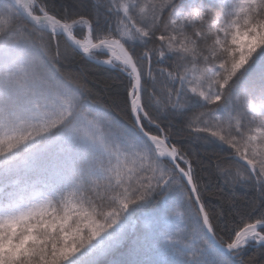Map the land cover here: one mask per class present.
Returning a JSON list of instances; mask_svg holds the SVG:
<instances>
[{
  "label": "snow or ice",
  "instance_id": "snow-or-ice-1",
  "mask_svg": "<svg viewBox=\"0 0 264 264\" xmlns=\"http://www.w3.org/2000/svg\"><path fill=\"white\" fill-rule=\"evenodd\" d=\"M251 249L264 0H0V264H261Z\"/></svg>",
  "mask_w": 264,
  "mask_h": 264
},
{
  "label": "trees",
  "instance_id": "trees-1",
  "mask_svg": "<svg viewBox=\"0 0 264 264\" xmlns=\"http://www.w3.org/2000/svg\"><path fill=\"white\" fill-rule=\"evenodd\" d=\"M68 67L75 69V70H82L86 72L89 76V82L92 87L96 88V90L106 98L108 96H114L117 94H122V88L118 85L111 86V78L115 75L114 73L106 72L103 70H98L89 67L88 65H83L81 62L77 59V61L73 62L72 64L68 65ZM98 85V87H106L105 91H102L100 88L95 86ZM109 104H111V101H109ZM115 110V109H113ZM204 180V177H203ZM205 182V180H204ZM206 184V183H205ZM219 187V182L212 179V184L210 185V194L208 193V187L206 185V196L208 197V203L210 206H218L219 201L212 198L211 194L216 192ZM244 194L243 190H238L237 195L242 196ZM163 205L161 203H155L153 205L148 206L145 209H142L143 212H151L155 211L159 208H161ZM139 215V213H138ZM141 228V224L137 223L136 229L132 230L130 229L129 235L127 239L123 242L122 247L111 257H109V260H116L120 258V254L124 251H127L133 244L134 240L136 239V235ZM249 256L255 255L257 257V260L261 262V264H264V255H261L260 253L256 252L255 249L249 250L248 253ZM154 259H161V257L157 253L152 254ZM167 260L170 262H173L178 259L177 255L173 253L172 251H169L167 253Z\"/></svg>",
  "mask_w": 264,
  "mask_h": 264
},
{
  "label": "rangeland",
  "instance_id": "rangeland-1",
  "mask_svg": "<svg viewBox=\"0 0 264 264\" xmlns=\"http://www.w3.org/2000/svg\"><path fill=\"white\" fill-rule=\"evenodd\" d=\"M96 87H98V85L95 84ZM113 86V85H111ZM115 86V85H114ZM100 88L102 91H105L106 90V87H98ZM203 177H204V180H205V183L208 187V193L210 194V185L212 184V179L210 178V176L208 175L207 172L203 173Z\"/></svg>",
  "mask_w": 264,
  "mask_h": 264
}]
</instances>
